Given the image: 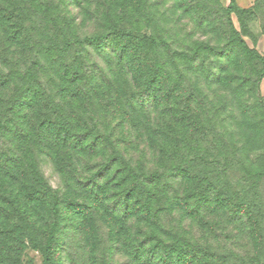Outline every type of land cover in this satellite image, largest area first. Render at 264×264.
<instances>
[{
    "label": "rangeland",
    "instance_id": "1",
    "mask_svg": "<svg viewBox=\"0 0 264 264\" xmlns=\"http://www.w3.org/2000/svg\"><path fill=\"white\" fill-rule=\"evenodd\" d=\"M24 1L16 21L24 6L0 0V264H143L125 134L188 139L198 166L180 178L183 198L167 187L166 205L192 218L193 241L217 201L207 211L196 174L209 187L224 169L247 176L231 186L258 197L264 247V0ZM20 22L38 41L27 54ZM115 29L98 45L44 50ZM101 135L121 140L128 165L105 147L88 156Z\"/></svg>",
    "mask_w": 264,
    "mask_h": 264
},
{
    "label": "trees",
    "instance_id": "2",
    "mask_svg": "<svg viewBox=\"0 0 264 264\" xmlns=\"http://www.w3.org/2000/svg\"><path fill=\"white\" fill-rule=\"evenodd\" d=\"M18 10L11 11L9 15L12 20L26 21L25 11L28 9V3L24 0H18ZM234 6V0H230L228 10ZM18 12V16H17ZM28 28L24 22H20V34L23 36L24 53L27 54L29 49L38 41L27 36ZM119 33L118 29L106 33L98 37H86L81 41H71L64 37L62 47L56 41V38L47 40L48 46L44 50H52L56 53L72 52L85 47L87 44H97L101 41L110 39ZM256 55V54H255ZM264 64V58L260 59ZM96 82V80H95ZM123 144L128 146V156L131 160L130 171L133 175L132 184L134 187V197L132 204V217L137 221V231L140 228L143 237L136 246L134 256L143 261V264H264V247L260 245L261 234L258 231L259 224V200L257 196H252L249 191H245V187L236 189L231 185H238L246 182L247 176L238 174L237 170H225L226 174L223 183H218L214 187L206 186L212 178L196 174V183L204 184V192L202 193L204 206L211 208L216 201V209L212 211L210 221L204 220V224L209 228L205 233H197L200 237L194 239L195 235L192 226L185 225L190 223L192 218L181 217L183 211L177 210V205H166L168 188H172L175 197L185 195V190L181 188L185 179L189 176L190 170L198 165H190L188 159L192 153L187 151L184 143L188 139L182 137H172L165 141L162 136H150L144 139L139 135H123ZM194 139V142H197ZM90 147L88 156L96 149L107 148L114 154V160H118L122 165H128L125 154L121 152L122 142L120 139L108 138L105 135L97 138H88ZM168 142V143H167ZM146 152L148 159L142 160V154ZM199 155L202 153L197 151ZM210 158L206 159L208 163ZM186 162L182 165V162ZM102 171V179H104L107 171V165L99 162ZM149 164V165H147ZM186 164V166H184ZM184 166V167H183ZM238 163L235 169H238ZM137 171V172H136ZM169 173L172 174L171 182ZM260 177V174H254L252 178ZM216 180H221L219 176H215ZM97 192L100 191L101 184L97 183ZM99 187V188H98ZM213 188V191L211 189ZM222 188L223 196H216V190ZM252 188V186L250 187ZM227 189V190H226ZM96 192V193H97ZM145 192V193H144ZM184 194V195H183ZM135 196H137L135 198ZM182 201V199H181ZM184 201H182L183 203ZM57 202L54 203L51 210V216L55 217ZM185 216V214H184ZM227 223H226V222ZM140 223V224H139ZM192 225V223H190ZM55 226V224H53ZM194 244V245H193ZM222 245V246H221ZM222 247V248H221ZM224 251V254H220ZM46 258V254L43 255Z\"/></svg>",
    "mask_w": 264,
    "mask_h": 264
}]
</instances>
